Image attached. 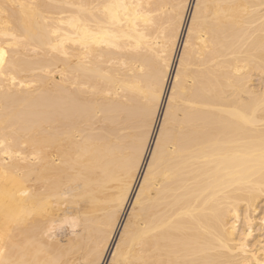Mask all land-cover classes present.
Instances as JSON below:
<instances>
[{
  "label": "bare ground",
  "instance_id": "bare-ground-1",
  "mask_svg": "<svg viewBox=\"0 0 264 264\" xmlns=\"http://www.w3.org/2000/svg\"><path fill=\"white\" fill-rule=\"evenodd\" d=\"M0 50V264H264V0H0Z\"/></svg>",
  "mask_w": 264,
  "mask_h": 264
},
{
  "label": "rangeland",
  "instance_id": "rangeland-1",
  "mask_svg": "<svg viewBox=\"0 0 264 264\" xmlns=\"http://www.w3.org/2000/svg\"><path fill=\"white\" fill-rule=\"evenodd\" d=\"M258 213V212H257ZM257 213H256V215H257ZM256 228H253V231H252V236L249 238V240H251L250 242H252V243H257V242H255V240H257V241H261V243L260 244H257L255 247H253L254 249H257V251H258V253L259 254H261L260 252L262 251L261 249H262V244H263V237L262 236H260L259 234H258V232H256V230H255ZM261 233V232H260ZM253 239V240H252Z\"/></svg>",
  "mask_w": 264,
  "mask_h": 264
},
{
  "label": "snow or ice",
  "instance_id": "snow-or-ice-1",
  "mask_svg": "<svg viewBox=\"0 0 264 264\" xmlns=\"http://www.w3.org/2000/svg\"><path fill=\"white\" fill-rule=\"evenodd\" d=\"M5 55L6 54L4 53V51L3 50H0V66H2L3 63H4V56ZM151 118H152V112L149 111L147 113L146 117H145V124L146 125H147L148 122H150ZM133 166H135V162L133 163ZM249 234H251V233H249ZM92 264H99V262L98 261H93Z\"/></svg>",
  "mask_w": 264,
  "mask_h": 264
}]
</instances>
